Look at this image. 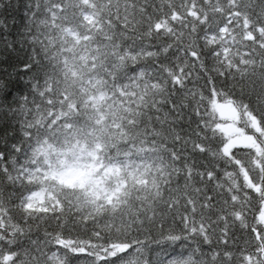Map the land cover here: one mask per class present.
<instances>
[{"label": "snow or ice", "instance_id": "1", "mask_svg": "<svg viewBox=\"0 0 264 264\" xmlns=\"http://www.w3.org/2000/svg\"><path fill=\"white\" fill-rule=\"evenodd\" d=\"M25 7L44 66L0 106V264H264V0Z\"/></svg>", "mask_w": 264, "mask_h": 264}, {"label": "trees", "instance_id": "2", "mask_svg": "<svg viewBox=\"0 0 264 264\" xmlns=\"http://www.w3.org/2000/svg\"><path fill=\"white\" fill-rule=\"evenodd\" d=\"M27 3L28 0H0V78H7L11 85L10 95L0 93V106L9 108L16 106L18 98L25 95L31 98L30 85L40 77L44 66L43 56L32 40L34 29L25 15L27 12L31 16V9L25 7ZM70 35L75 44H82L75 32ZM34 58L39 59V66ZM20 119L14 112L0 110V149L20 139ZM78 180V177H61L57 182L72 186Z\"/></svg>", "mask_w": 264, "mask_h": 264}, {"label": "rangeland", "instance_id": "3", "mask_svg": "<svg viewBox=\"0 0 264 264\" xmlns=\"http://www.w3.org/2000/svg\"><path fill=\"white\" fill-rule=\"evenodd\" d=\"M218 111H221L222 114L225 113V112H227L226 109H218ZM230 131H232V132H239L238 129H230ZM248 139H250V138H244V137H242V136H237V137H236V142H238V143H243V142H246Z\"/></svg>", "mask_w": 264, "mask_h": 264}]
</instances>
